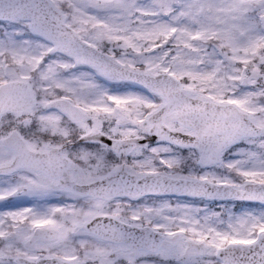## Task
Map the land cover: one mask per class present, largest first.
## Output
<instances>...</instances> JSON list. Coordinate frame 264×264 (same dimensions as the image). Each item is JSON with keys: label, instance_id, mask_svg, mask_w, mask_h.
I'll return each mask as SVG.
<instances>
[{"label": "snow or ice", "instance_id": "obj_1", "mask_svg": "<svg viewBox=\"0 0 264 264\" xmlns=\"http://www.w3.org/2000/svg\"><path fill=\"white\" fill-rule=\"evenodd\" d=\"M0 264H264V0H0Z\"/></svg>", "mask_w": 264, "mask_h": 264}]
</instances>
